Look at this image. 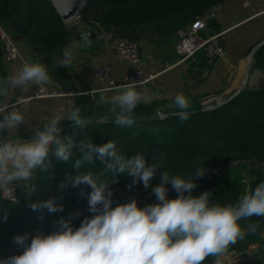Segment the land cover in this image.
Returning <instances> with one entry per match:
<instances>
[{"label":"trees","instance_id":"trees-1","mask_svg":"<svg viewBox=\"0 0 264 264\" xmlns=\"http://www.w3.org/2000/svg\"><path fill=\"white\" fill-rule=\"evenodd\" d=\"M223 2L89 0L79 19L139 43L151 35L176 37ZM0 24L31 48L62 91L74 89L58 58L69 28L51 0H0ZM252 71L264 74V45ZM10 81L0 59V105ZM210 95L186 98L170 109L157 101L104 105L86 95L76 100L74 120L52 136L26 176L14 180L16 201L0 195V256L19 264L38 249L36 260L21 264H99L89 240L117 224L113 240L101 236V264H115L123 248L130 252L122 264H222L225 253L243 256L251 245H264V76L228 103L191 113L204 108ZM159 111L166 117L68 127L83 117L123 120ZM236 162L250 164L247 180L228 171ZM144 178L169 198L159 224L140 238L131 234L130 220H147L159 208L156 196L138 198L144 196ZM259 256L261 264L264 250Z\"/></svg>","mask_w":264,"mask_h":264},{"label":"crops","instance_id":"crops-1","mask_svg":"<svg viewBox=\"0 0 264 264\" xmlns=\"http://www.w3.org/2000/svg\"><path fill=\"white\" fill-rule=\"evenodd\" d=\"M204 23L206 35H221L225 49L223 58L209 61L200 55L195 59L182 60L175 52L177 36L161 38L151 35L139 42L142 58L140 68L156 74L150 84L141 87L121 85L88 97L104 105L150 104L157 101L162 104V108L167 109L186 98H202L213 94L207 98L213 99L215 96L212 100L215 102L230 97L243 85L253 52L256 53L264 45V0H224L218 6L214 18L204 15ZM66 24L69 36L58 51V58L68 68L70 84L74 88L70 91H62L61 85L40 65L31 48L22 39L13 37L23 59L42 67L47 89L61 92L60 95L28 98L34 93V86L23 90L15 84V66L2 60L0 47L1 63L11 76V81L4 84L7 98L3 103L18 104L15 114L0 129V159L6 160L8 173L13 180L24 178L35 161L45 155L52 141V136L47 134L60 131L74 120L70 117V110L75 101L84 96L80 93L95 89L93 71L97 67L109 64L118 83L134 70L131 63L115 57L105 42L85 41L88 27L79 17ZM89 29L100 35L99 30ZM260 74H250L249 82L256 80ZM218 91H222V94L214 95ZM263 250L264 245L253 244L245 255L225 253L221 261L222 264H245L259 260Z\"/></svg>","mask_w":264,"mask_h":264},{"label":"built area","instance_id":"built-area-1","mask_svg":"<svg viewBox=\"0 0 264 264\" xmlns=\"http://www.w3.org/2000/svg\"><path fill=\"white\" fill-rule=\"evenodd\" d=\"M218 6L213 7L205 12L211 18L216 16ZM204 14V15H205ZM204 15L197 17L187 26L177 31V41L175 52L182 60L195 59L202 55L209 61H216L224 57L225 49L221 41L220 34H205L206 26ZM104 42L108 45L110 51L120 60L127 61L134 66V70L127 75L121 83L116 82L113 74V68L109 64L101 65L93 71L95 89L80 93L93 97L97 92H106L114 90L119 86L123 87H141L150 84L156 77V74L149 73L140 68L141 50L140 44L128 39L116 36L112 31L99 30ZM0 46L2 60L7 64L15 66L13 70V80L21 89L27 90L30 85L34 86V93L28 96L32 97H50L60 95L61 92L48 90L44 83L43 70L41 66L31 64L23 59L20 47L15 42L13 36L8 30L0 24ZM208 98L204 104L214 101ZM27 99V98H26ZM22 99V100H26ZM213 100V101H212ZM211 101V102H210ZM208 102V103H207ZM18 104L0 105V129L5 127L9 118L17 111ZM0 195L4 200L11 202L16 201V184L8 173V165L5 159H0ZM94 248V259L101 264L103 261L104 246ZM128 248L120 249L115 264H122L129 254ZM39 256V250L33 249L30 253L25 254L21 263H30ZM245 264H258L257 261L251 260Z\"/></svg>","mask_w":264,"mask_h":264},{"label":"water","instance_id":"water-1","mask_svg":"<svg viewBox=\"0 0 264 264\" xmlns=\"http://www.w3.org/2000/svg\"><path fill=\"white\" fill-rule=\"evenodd\" d=\"M51 2L53 4L54 8L56 9L58 15L65 22H68L72 19L79 17L81 11L87 6L89 0H51ZM84 40L85 41H91V43H95V42L103 43L104 42L103 38L100 37V35H98V33H96L93 30H90L89 28H87L85 30ZM254 53L255 52H253V54L251 56L250 65L248 66V70L246 71V76H245V80L243 82V85L241 86V88L239 90H237L234 94H232L228 98H225L221 101L212 102L208 105H205L204 108H202L201 110H196V111H193L191 113L215 109L222 104L228 103L230 100L235 98L242 90H244V88L248 84H250L249 76L253 72L252 71V62L254 59ZM165 117H166V115L163 113H160V112L154 113V114H151L148 116L131 117V118L123 119V120L108 119L105 116H89V117L80 118V119L72 122L71 124L68 125V127L78 126V125L87 124V123L107 124V123L114 122V123L121 124V123H133V122H147V121L162 119ZM58 132H52V133H49L47 135L53 136V135L57 134Z\"/></svg>","mask_w":264,"mask_h":264},{"label":"rangeland","instance_id":"rangeland-1","mask_svg":"<svg viewBox=\"0 0 264 264\" xmlns=\"http://www.w3.org/2000/svg\"><path fill=\"white\" fill-rule=\"evenodd\" d=\"M256 74V73H255ZM264 76L263 73L260 74L259 77ZM222 100V99H221ZM220 100V101H221ZM208 103V102H207ZM246 165V166H245ZM250 164L246 162H236L233 163L228 167V171L235 174L239 178H243L245 180L248 179V167ZM248 166V167H247ZM144 193L143 197L138 198H147L148 195H153L157 197V201L159 203V208H156L152 215L147 219L144 220L142 217H134L130 220V227L132 228L131 234L138 237H144V234L148 231H151L154 227H156L159 222L161 221V215L160 212L162 209L165 208V204L168 202V193L165 190L158 189L156 186H154L149 179L144 178L143 179V189L142 191ZM141 199V200H143ZM170 206L175 205L173 202L169 204ZM121 228V224H117L112 227L110 231L107 233H104L103 231L97 232L95 235H93L90 240V246L96 247V246H102L105 243V240L101 238L103 234L104 236H107L109 239H112L117 234L118 230ZM94 229V230H93ZM91 231L95 232L96 228H93ZM0 264H8L7 263V257L4 255L0 256ZM144 264H147V259L144 261Z\"/></svg>","mask_w":264,"mask_h":264},{"label":"bare ground","instance_id":"bare-ground-1","mask_svg":"<svg viewBox=\"0 0 264 264\" xmlns=\"http://www.w3.org/2000/svg\"><path fill=\"white\" fill-rule=\"evenodd\" d=\"M90 99V98H89Z\"/></svg>","mask_w":264,"mask_h":264}]
</instances>
